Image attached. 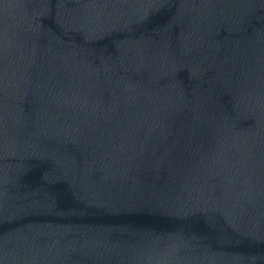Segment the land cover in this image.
<instances>
[{"label":"water","instance_id":"1","mask_svg":"<svg viewBox=\"0 0 264 264\" xmlns=\"http://www.w3.org/2000/svg\"><path fill=\"white\" fill-rule=\"evenodd\" d=\"M0 264H264V0H0Z\"/></svg>","mask_w":264,"mask_h":264}]
</instances>
